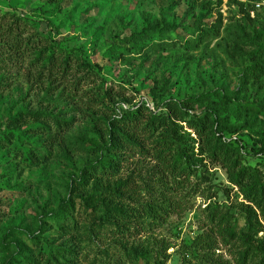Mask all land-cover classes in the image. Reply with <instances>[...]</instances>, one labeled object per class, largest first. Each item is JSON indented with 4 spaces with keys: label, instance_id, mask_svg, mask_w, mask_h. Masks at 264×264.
Here are the masks:
<instances>
[{
    "label": "rangeland",
    "instance_id": "374dc122",
    "mask_svg": "<svg viewBox=\"0 0 264 264\" xmlns=\"http://www.w3.org/2000/svg\"><path fill=\"white\" fill-rule=\"evenodd\" d=\"M258 2L0 0V13L26 18L28 34L90 63L99 75L94 81L83 79L76 94L70 83L83 73L68 82L47 75L37 78L38 68L27 67L35 55L26 56L19 67H0V264H12L16 255L31 248L49 251L56 246L80 252L77 264H83L84 256V264H129L132 246L138 251L162 247L169 255L166 264H205L204 249L194 244L199 235L211 240L213 259L238 264L242 241L221 233L209 212L218 205L238 222L239 230L249 206L256 212L254 221L263 223L261 212L229 181L225 167L207 159L205 175L195 178L190 190L172 196L176 204L166 222L140 226L129 239L110 232L92 239L62 235L46 227V221L71 197L82 164L95 161L97 155L86 148L99 142L97 125L142 102L155 109L165 100L201 96L191 109L216 114L221 131L236 140L242 163L258 168L264 181V155L253 152L262 145L264 115L246 113L238 103L264 104V72L251 73L249 57L255 46L264 45V6ZM153 25L171 26L160 37L168 46L148 49L144 44L159 41L155 36L128 57L120 56L127 48L122 39ZM6 40L0 33V58L10 54ZM103 83L110 86V95L103 93ZM27 113L66 120L67 127L55 134L54 127L49 129L51 121ZM130 164L134 178L159 189L162 174L154 160L136 155ZM131 173L125 169L124 178ZM155 192L138 194L157 199ZM40 226L44 228L35 244L32 237ZM263 235L264 230L257 237Z\"/></svg>",
    "mask_w": 264,
    "mask_h": 264
},
{
    "label": "trees",
    "instance_id": "16d2710c",
    "mask_svg": "<svg viewBox=\"0 0 264 264\" xmlns=\"http://www.w3.org/2000/svg\"><path fill=\"white\" fill-rule=\"evenodd\" d=\"M170 27L153 25L125 37L122 43L127 48L121 49L120 56L128 57L142 45L141 43L153 40L155 36L159 41L144 44L148 49L168 46L169 43L162 41L160 37ZM29 31L26 18L0 13V33L7 39L6 45L10 51L8 56L0 58V67H19L26 56L35 55L27 67L33 65L38 68L37 78L47 75L68 82L72 76L83 73L70 83L71 91L76 94L83 89L80 83L83 79L94 81L95 77H99L90 63L81 58H74L69 52L49 44L40 36L28 34ZM31 51L36 54H30ZM249 57L252 61L250 72L255 73V76L262 74L264 45L255 46ZM104 85H100L103 87V93L110 95V86ZM221 98L223 99V94ZM200 101L201 96L183 100L169 99L158 104L155 109L142 102L121 115L102 120L97 125L99 142L94 143L93 148H86L90 154L97 155L95 161L82 164L70 189L71 197L63 200L59 209L51 213L46 227L52 226L62 235L72 234L88 239L98 236L100 232H110L120 238L129 239L140 226L147 229L163 225L176 204L172 196L178 191L190 190L194 179L205 175L207 164L203 161L207 159L226 168L229 181L261 212L263 223L254 221L253 213L256 212L250 206L245 211V226L241 230L232 215H229L228 211H222L218 205L213 206L209 212L211 220L217 221L218 226L222 227L221 233L225 236L242 241L244 249L238 254V264H264V235L257 237L258 233L264 230L262 174L255 166L242 163L237 156L239 151L236 140L226 137L221 131L220 119L216 114L211 111L198 113L191 109ZM238 103L244 106L246 113L255 111L258 115H264L262 103ZM27 115L36 120H46L44 114L36 116L38 113H27L26 117ZM46 121H51L49 125H54L49 126V129L54 127L55 134L63 133L62 130L67 127L66 120ZM260 142L261 147L253 151L256 155H264V132L261 133ZM136 155L151 158L156 162L155 165L162 174L158 190L134 178L135 171L130 162ZM203 155L206 158H203ZM127 168L131 169L132 173L124 178L123 174ZM143 190L156 191L158 198H154V194L150 198H142V194L138 193ZM43 228L40 226L39 234L32 237L35 244L40 242ZM203 237L204 235H199L194 244L204 249L205 264H222L210 256L208 251L212 248V242L208 236ZM133 250L134 246L129 251V264H166L169 259L162 247L141 251H138L137 247ZM75 251L73 247L56 246L49 251L31 248L26 253L16 255L12 264H77L82 256L80 252ZM81 259L84 264L85 256Z\"/></svg>",
    "mask_w": 264,
    "mask_h": 264
},
{
    "label": "built area",
    "instance_id": "2783aa9c",
    "mask_svg": "<svg viewBox=\"0 0 264 264\" xmlns=\"http://www.w3.org/2000/svg\"><path fill=\"white\" fill-rule=\"evenodd\" d=\"M257 4H258V5H263V6H264V0L259 1Z\"/></svg>",
    "mask_w": 264,
    "mask_h": 264
}]
</instances>
